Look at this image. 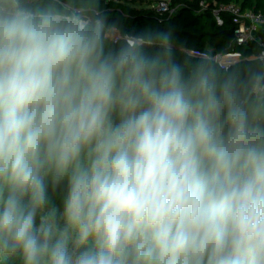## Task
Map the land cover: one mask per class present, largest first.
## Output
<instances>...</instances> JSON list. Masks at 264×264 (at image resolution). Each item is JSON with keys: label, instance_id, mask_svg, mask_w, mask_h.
<instances>
[{"label": "clouds", "instance_id": "1", "mask_svg": "<svg viewBox=\"0 0 264 264\" xmlns=\"http://www.w3.org/2000/svg\"><path fill=\"white\" fill-rule=\"evenodd\" d=\"M183 47L0 0V264H264V70Z\"/></svg>", "mask_w": 264, "mask_h": 264}, {"label": "trees", "instance_id": "2", "mask_svg": "<svg viewBox=\"0 0 264 264\" xmlns=\"http://www.w3.org/2000/svg\"><path fill=\"white\" fill-rule=\"evenodd\" d=\"M201 1L203 0H170L171 6L175 8L171 15L160 14L151 6L131 5L127 0H100V3L124 31L134 32L144 28L170 30L177 40L178 57L182 58L184 45L193 51L210 54L234 48L241 51L244 58L229 67H222L212 58L203 57L211 61L221 73L235 72L241 77H247L251 71L264 70V60L250 57L264 50V27L259 31V39L238 45L235 42L236 25L232 16L224 13L225 21L220 25L213 14L216 3L235 2L243 8L264 10V0H204L207 7H203ZM189 55L200 56L191 52Z\"/></svg>", "mask_w": 264, "mask_h": 264}, {"label": "built area", "instance_id": "3", "mask_svg": "<svg viewBox=\"0 0 264 264\" xmlns=\"http://www.w3.org/2000/svg\"><path fill=\"white\" fill-rule=\"evenodd\" d=\"M203 7H207L206 1H201ZM157 11L160 14H172L175 10L170 4V0H161L157 6ZM224 13L232 16L235 23V42L238 45H243L251 40L259 39V31L264 27V10H254L253 8H243L235 2H220L216 3L213 8V14L218 22L222 25L225 21ZM189 52L204 57L212 58L217 64L222 67H229L237 61L244 58L241 51L237 49H229L226 51H217L213 54L208 52H198L190 50ZM251 58L257 57L264 60V50L258 54H252Z\"/></svg>", "mask_w": 264, "mask_h": 264}, {"label": "rangeland", "instance_id": "4", "mask_svg": "<svg viewBox=\"0 0 264 264\" xmlns=\"http://www.w3.org/2000/svg\"><path fill=\"white\" fill-rule=\"evenodd\" d=\"M128 3H130L131 5H135L138 7H146V6H151L156 8L157 4L161 1V0H127Z\"/></svg>", "mask_w": 264, "mask_h": 264}]
</instances>
